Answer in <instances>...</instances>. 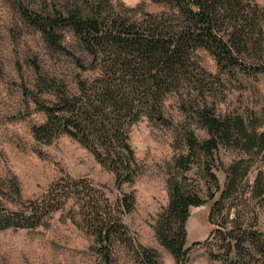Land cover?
<instances>
[{"label":"rangeland","instance_id":"1","mask_svg":"<svg viewBox=\"0 0 264 264\" xmlns=\"http://www.w3.org/2000/svg\"><path fill=\"white\" fill-rule=\"evenodd\" d=\"M41 1L0 0V179L4 186L0 199L12 208L15 185L23 200L47 196L50 188L52 192L69 189L73 198L36 227L1 230L0 264H101L98 245L84 227L77 205L76 196L83 188L73 184L79 181L99 190L113 205L121 193L134 195L135 208L122 216V237L115 242L111 264H141L138 246L158 252L161 264H176L155 232L169 202V180L181 181L205 202L191 208L184 264H264V150L258 153L259 138L246 146L250 139L246 135L253 136V130L264 133V0H240L236 11L223 19L224 28H237L235 56L249 70L221 67L208 51L197 50L192 67L195 79L184 85L193 89L191 95L182 100L172 92L162 101L161 111L170 125L143 116L128 128L137 165L132 181L121 189L115 185L113 171L68 135L60 134L49 143L34 136L33 127L47 121L34 98L46 105L56 99L39 92L36 68L48 81L63 82L70 94L78 92L80 73L69 56L50 49L22 16L21 3L40 9ZM109 1L134 18L167 9L153 0ZM64 32L65 45L81 54L69 30ZM184 103L187 111L182 109ZM205 107L221 118L243 119L246 128V135L239 136L232 127L234 139L218 144L212 153L216 160L203 150L212 136L194 113ZM189 132L197 140L191 151ZM232 167L237 172L233 181Z\"/></svg>","mask_w":264,"mask_h":264},{"label":"trees","instance_id":"2","mask_svg":"<svg viewBox=\"0 0 264 264\" xmlns=\"http://www.w3.org/2000/svg\"><path fill=\"white\" fill-rule=\"evenodd\" d=\"M153 1L164 4L166 11L145 13L141 18L129 16L109 0H42L40 9H30L23 3L19 6L25 21L40 32L46 45L69 56L80 71L78 92L70 94L63 82L48 81L36 68L39 92L51 93L56 99L46 105L34 98L38 109L47 116L43 125L33 127L35 138L49 143L60 134L68 135L113 171L118 189L132 181L137 165L128 128L143 116L170 125L161 111L162 101L172 92H177L182 100L191 95L193 89L184 85L195 79L192 67L197 50L208 51L221 67L248 69L235 56L239 45L234 42L237 28H224L223 24L225 16L236 11L240 0ZM65 30H69L81 54L65 45ZM182 105L187 111L185 103ZM194 113L212 136L202 147L214 160L217 158L212 153L218 144L226 145L234 139L230 134L233 126L237 135H246L241 118H221L207 107ZM252 132L253 136L246 135L250 138L246 146L251 139L259 138L260 153L264 150V133ZM187 145L190 151L197 145L193 132L187 136ZM181 165L188 169L184 162ZM236 173L234 167L230 168L231 181ZM168 186L169 202L158 217L155 232L176 264H184L189 251L186 225L191 208L205 202L198 192L183 187L181 181L169 180ZM73 187L83 188L76 201L84 227L98 245L101 264H111L115 242L122 237V216L134 211V195L121 193L113 205L103 193L83 181ZM15 189L12 208L0 199V231L36 227L73 198L69 189L52 192L50 188L47 196L23 200L17 185ZM3 193L0 179V195ZM137 252L141 264H161L155 250L138 246Z\"/></svg>","mask_w":264,"mask_h":264}]
</instances>
